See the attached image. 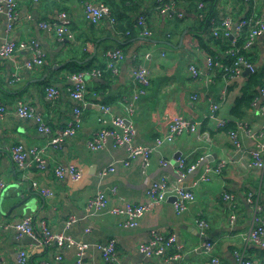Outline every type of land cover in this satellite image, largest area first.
<instances>
[{"label":"crops","instance_id":"obj_1","mask_svg":"<svg viewBox=\"0 0 264 264\" xmlns=\"http://www.w3.org/2000/svg\"><path fill=\"white\" fill-rule=\"evenodd\" d=\"M136 1L140 2L141 11L152 9L149 12V24L153 31L151 38L138 35L129 39V35L121 34L125 32L117 31L108 20L98 26L90 25L85 19L83 0H18L19 18L9 37L16 41L38 40L46 53V61L43 67L22 71L21 81L14 84H11V63H0V106L7 109L6 116L0 121V178L8 187L0 201V264H19L18 254L21 250L29 252L28 264H74L75 248L37 249L33 239H19L14 230L4 228L28 215L37 220H46L53 232L64 231L69 216H76L78 223L67 232L76 240L92 243L88 254L90 264H103L101 253L95 245L112 239L117 245L115 264H211L213 258H218L221 264H237L235 253L244 248V239L253 219L246 202L247 195L261 191L264 198V170L252 167L249 154L256 148L257 142L238 126L245 123L254 134L264 132V99H257L252 107L245 109L241 120L234 118L232 109L251 73L245 71L237 79H225L219 69L207 70L209 55L198 48V32L191 29L196 26L195 20L189 18V27L179 28V19L160 13L156 0ZM176 4L178 10L187 11L185 3ZM252 5V14L264 11V0H252ZM249 11L250 2L220 0L218 18L232 16L234 20H239L247 17ZM61 12L69 16L73 33L72 39L63 42L54 33L39 27L44 21H56ZM0 20L5 23L3 19ZM113 48L122 49L128 57L119 66L118 74L104 71L107 65L105 52ZM215 52L222 54L223 50L217 48ZM133 55L137 56V61L132 60ZM247 57L255 65L256 72L263 75L264 82V37L256 41L247 52ZM18 58L24 61L29 54L23 52ZM71 63H77L82 71H103L101 77L87 81L88 105L84 110L82 128L75 136L68 138L61 149L47 150V170L31 168L18 171L7 149L16 144L45 147L50 139L38 132L35 121L16 115V104L19 101L31 104L49 123L53 135L66 127L73 120L75 107L69 93L71 84L68 76L71 70L65 68ZM138 64H145L149 68L151 86L137 101L130 119L137 130V145L153 146L157 138L164 137L168 132L170 116L182 115L199 124L198 131L185 133L173 142H165L156 148L147 169H144L141 158L130 160V164L124 166L123 163L128 160L124 148L107 145L102 150L93 151L88 147L89 140L101 128L100 105L112 106L116 115L128 117L124 111L126 101H131L140 91L133 74ZM191 65L198 67L205 75L193 78L189 71ZM50 85L61 89V96L54 102L46 99L45 88ZM257 89L259 91V87ZM194 97L197 99L194 100ZM212 103L220 106L216 117L211 116ZM220 120L235 123V130L240 132L241 148L235 146L228 131L218 126ZM201 156H206L213 166L225 161L222 173L214 174L209 182H200L204 171L202 166L179 181L174 167L176 159L183 157L188 165H192ZM162 159L170 161L171 165L163 167L160 163ZM72 164L83 172L80 182L56 177L57 166ZM111 165H116L115 172L102 178L103 170ZM164 176L171 184L183 185L195 194V202L183 215L176 214L170 201L172 196L147 212L134 229L123 228L122 217L109 212L92 214L89 210V201L99 191L106 194L109 208L125 204L143 205L147 201V190ZM33 182L53 191L54 197H44L34 191L31 187ZM194 183L197 185L193 186ZM225 193L232 195L234 202L226 201ZM232 216H236L234 224L231 223ZM200 219L209 224L205 235L201 234L198 226ZM153 229L177 235L184 247L181 261L170 260L173 250L169 251L167 257L151 259L138 252L139 245L150 239ZM205 241L214 244L211 252L202 249ZM247 248L249 260L264 261L263 248L251 243ZM58 254L63 256L61 262L55 260Z\"/></svg>","mask_w":264,"mask_h":264},{"label":"built area","instance_id":"obj_2","mask_svg":"<svg viewBox=\"0 0 264 264\" xmlns=\"http://www.w3.org/2000/svg\"><path fill=\"white\" fill-rule=\"evenodd\" d=\"M83 4L85 19L90 25L98 26L105 20H108L112 25L116 24V20L111 16L110 9L105 3H93L89 0H83ZM157 4L159 5L160 13L170 17L175 16L179 20L185 18V13L178 10L175 1L157 0ZM199 8L202 9L203 4H200ZM18 16V0H0V18L5 21L3 24L0 20V63H11V84L21 81L22 71H33L36 67H43L46 61V53L38 40L30 39L28 41H16L9 37L19 18ZM200 18H203V15H200ZM211 24L214 26V35L218 37L220 31H222L226 37L230 38L231 45L225 54L228 62L222 63L208 57L206 63L207 70L219 69L221 71V76L225 79H237L241 77L245 71L255 73L256 67L248 60L246 54L252 49L259 38L264 37V11L261 14H252L248 18L239 20H234L232 16L224 17L219 27L216 26L217 24L215 21H212ZM137 26L140 30L139 35L141 37L151 38L153 36V31L148 26L146 17L141 15L138 19ZM39 27L42 30L54 33L60 42L73 38L71 21L65 12H61L56 21H44L40 23ZM245 31H248V36L244 43L239 45V41L243 38ZM23 52L28 53L29 58L21 61L18 56ZM105 58L107 65L104 71L118 74L119 66L126 62L128 57L122 49L113 48L105 52ZM132 60L137 61V56L133 55ZM189 71L191 76L195 79L205 75V73L195 65H191ZM133 74L134 82L139 87L140 91L134 95L131 101H126L124 111L128 117L125 118L116 115L114 113L115 109L112 106L100 105L99 111L101 116L99 117V123L101 128L93 135L92 139L89 140L88 147L93 151L102 150L106 148L107 145L124 148L128 153V160L123 163L124 166H128L130 160L141 158L143 160L144 169H147L150 166L151 156L156 148L160 147L165 142H173L185 133H194L198 131L199 124L182 115L170 116L168 132L164 137L157 138L153 146L137 145L135 143L137 130L130 119L134 115L137 101L141 96L145 95L146 89L151 86V74L149 68L145 64H138ZM102 75V70L93 69L72 73L68 76V80L71 84L69 89L70 97L75 103L73 110L74 117L66 127L58 130L55 135H53L52 128L43 115L31 104L23 101L17 102L15 107L16 115L21 119L35 121L38 132L46 135L50 139L45 147H26L23 144H16L8 148L7 151L10 155V159L18 171H26L31 168H35L39 171L47 170V150L50 148L55 150L61 149L65 141L75 136L82 128L84 110L88 105L86 102L88 79L101 77ZM208 81L212 83L211 79H208ZM258 92L259 97L256 98L255 101L261 98L264 99V83L259 87ZM45 94L49 102H54L61 96V89L50 85L45 88ZM193 99L196 100L197 97ZM222 99H224V97ZM219 109L220 106L218 104L212 103L211 116L216 117ZM6 114V107L0 106V121L4 119ZM128 122L130 124H128ZM226 124L227 123L223 120L218 122L220 128H224ZM238 128L243 131L245 129L249 136L255 138L257 142L256 148L249 153L252 160L251 165L256 170H264V132L258 135L254 134L248 129L245 123H240ZM239 133L238 130L229 133L230 139L237 148H241L242 146ZM160 163L163 167L171 165V162L166 159H162ZM225 165L226 162L223 161L217 166H213L206 156H201L192 165H188L186 159L183 157L178 158L174 163L179 181L186 179L188 174L198 171L203 166L204 171L199 179L200 182H209L214 174L220 175ZM115 170L116 165H111L103 170L101 177L103 178L109 173L115 172ZM55 175L61 180L70 178L73 182H80L83 179V172L73 164L68 166H57L55 168ZM196 185V183L193 184V186ZM31 187L44 197L52 198L55 195L53 191L40 187L37 182H33ZM7 188L5 181L0 178V201L5 195ZM171 196L176 199L173 202V206L177 215L186 213L191 204L195 202V194L191 189L180 184L173 185L168 181L167 177L164 176L160 180L154 182L147 190V201L143 205L125 204L122 207L109 208L106 194L99 191L89 201L88 207L92 214L109 212L113 216L122 217L123 221L121 222V226L126 229H134L139 226L141 219L147 212L165 203ZM224 199L234 202V197L227 193L224 194ZM246 202L252 211L253 219L251 227L244 239L245 246L235 253V258L237 264H264V261L255 262L249 260L247 254V245L249 243L264 249V198L262 192H250L247 195ZM235 219L236 216L231 217L232 224L235 223ZM77 223L78 218L71 215L66 222L64 231L53 232L46 220H37L34 216L28 215L19 222L5 225L4 228L7 230H14L19 239L23 237L33 239L37 249L56 247L60 250H69L75 248L76 259L74 264H90L88 262V254L93 247L92 243L76 240L67 232ZM198 226L201 229V234L205 235L204 232L209 228V224L205 220L200 219L198 221ZM87 232L89 233L90 230H87ZM150 235V239L141 243L138 247V252L141 255L148 259L154 257H167L169 251L173 250L174 253L170 260L179 262L183 259L184 247L183 244L179 242L177 235L164 234L156 229H153ZM116 246V241L113 239L95 245L97 250L101 253L103 264L117 263ZM213 248L214 244L211 241H205L203 243L202 249L206 252H211ZM18 255L19 264H28L30 261V254L27 250H21ZM55 260L61 262L63 256L58 254ZM211 264H221V261L218 258H213Z\"/></svg>","mask_w":264,"mask_h":264},{"label":"trees","instance_id":"obj_3","mask_svg":"<svg viewBox=\"0 0 264 264\" xmlns=\"http://www.w3.org/2000/svg\"><path fill=\"white\" fill-rule=\"evenodd\" d=\"M157 1V0H156ZM170 1V0H166ZM177 2L179 5H187V11H183L185 13V18L182 20H178L179 28H186L188 26L189 18L195 20L196 26L194 29L198 33V48L200 50H204L209 57L215 59L216 61L227 63L228 60L225 56L227 50L230 48L231 41L229 37H226L222 31L218 37L214 35V26L211 24L212 21L216 22V26L219 27L222 19L218 18V6L220 0H173ZM240 2H245L246 0H238ZM250 2V11L247 15L248 18L253 12L252 0L246 1ZM105 3L111 12V16L116 20L115 28L117 31L125 32L121 33L124 35H129V39L135 38V36L139 35V28L137 26V22L139 17L142 15L146 17L148 26L149 24V16L151 10L141 11L140 2L136 0H122V2H118L117 0H105ZM140 4V5H139ZM203 4V8L200 9L199 5ZM157 7V5H156ZM155 7V8H156ZM129 13L134 14L133 16ZM200 15H203V18H200ZM184 23H187L185 26ZM129 33V34H128ZM248 36V31H245L243 38L239 41V45H242ZM140 37V35H139ZM220 48L223 50L222 54H217L215 49ZM247 56V54H246ZM248 58V57H247ZM249 60V58H248ZM73 67H76L73 70ZM77 63L67 64L65 66L66 69L71 70L72 73L81 72L83 69L80 68ZM263 75L257 72L251 73L249 75V81L242 89V95L236 99L235 106L232 109V115L234 118L241 120L244 116V110L250 108L254 105L255 99L258 96V89L264 82L262 79ZM226 131L229 133L236 129V125L233 122H229L224 127ZM174 253V251H173Z\"/></svg>","mask_w":264,"mask_h":264},{"label":"water","instance_id":"obj_4","mask_svg":"<svg viewBox=\"0 0 264 264\" xmlns=\"http://www.w3.org/2000/svg\"><path fill=\"white\" fill-rule=\"evenodd\" d=\"M249 72V71H248ZM128 124H130L129 122H128ZM177 160V159H176ZM176 199H175V197H172L171 199H170V201L173 203L174 201H175Z\"/></svg>","mask_w":264,"mask_h":264}]
</instances>
